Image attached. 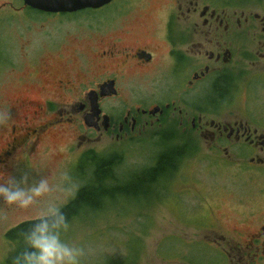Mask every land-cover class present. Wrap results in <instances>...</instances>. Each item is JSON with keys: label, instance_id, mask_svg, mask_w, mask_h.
Masks as SVG:
<instances>
[{"label": "rangeland", "instance_id": "rangeland-1", "mask_svg": "<svg viewBox=\"0 0 264 264\" xmlns=\"http://www.w3.org/2000/svg\"><path fill=\"white\" fill-rule=\"evenodd\" d=\"M133 1L135 0H123L124 6L130 5L126 13H115L113 3L102 11L80 10L50 14L25 7L21 0H0V139L6 137L4 127L7 124L13 122L12 125H16V133L23 125L24 117H27L26 113L17 115L16 111L9 114L14 110L10 103L15 99H57L56 89L50 86L48 78L38 69L34 72L37 81L29 83L28 92L21 88L24 76L33 71L28 58L38 57L42 51L48 50L44 46L56 47V43L61 42L60 45H64L62 47L67 48L70 53H65L60 59L46 56L37 59V67L41 68L46 64L55 74L72 73L74 69L69 57H73L74 50H80V59L76 57L79 59V66L76 68L79 67L81 73L76 78V86H70L71 90L66 91L68 102L74 104L82 95L80 102H87L89 91L106 76L122 73L119 69L122 68L120 61H98L94 57L96 50H105L107 44L117 41L116 39L128 48L131 45H150L154 42L146 36H141L137 42H133L127 33L142 31L147 34L154 29H161L164 12L163 8H160V0H143L144 5L148 3L149 10L141 16H136L139 4L132 3ZM163 4L167 6L165 1ZM230 5H246L254 11L264 10V0L259 3L256 0L232 1ZM189 25L187 23V26ZM111 29L117 30H114V33ZM64 60L69 63L70 68L66 67ZM41 82L48 84V89H41ZM127 86H132V83L127 81V75L124 73L119 83L120 95L131 96L139 93L137 90L130 91ZM250 97L253 98L246 103V96L242 92L237 96L238 102L234 104L236 109H231L236 117L244 115L242 110L246 106L249 113L264 117V88L255 89ZM128 102L123 103L121 99L105 100L101 105L102 111L116 115ZM206 115L209 116V113ZM5 116L7 124L3 119ZM78 122L80 119L72 116V124L53 123L39 134L36 146L32 147L34 137L31 135L17 148L12 160L0 163V172L12 174L17 181L21 174L27 175L30 178L29 186L32 181H38L41 175L51 177L53 191L38 202L37 208L47 199L58 200L61 207L69 202L77 189L88 180L90 165L83 160V156L89 152L97 157H118L120 163L116 171L118 176L125 177L128 170L132 168L131 173L140 170L161 151L160 146L153 142L143 145L136 143L137 141L115 142L109 138L98 140L97 133ZM175 122L178 124L175 119L160 127L155 123L145 131V135L151 137L155 132L165 131ZM183 127L184 125L176 127L180 135ZM73 128L75 134L82 137L81 140L73 141ZM193 135L189 134L188 138L192 139ZM185 140L186 137L178 135L171 143L181 145ZM206 142V139L198 140L195 159L188 160L187 171L185 164L179 163L180 181L184 177L195 178L189 179L190 182H196L194 185L189 183L190 193L179 195L168 189L166 198L162 201L163 205L155 206H139L131 200L124 202L119 199L114 207L103 213L79 216L68 224L69 228L63 239L83 250L81 264L102 261L107 255L119 258L125 253V241L130 242L127 247L134 249L137 246V240L134 238H139L141 242L142 255L138 259L136 254H132L126 264H228L227 259L225 263L222 252L233 258V264H264V245L256 252L254 248L260 244V240L248 244L250 236L260 238L259 227L264 225V197L252 196L258 188L264 187V182L252 183L247 176L236 171V167L230 171L231 167L225 166L221 158H206L205 156L212 152ZM192 143L188 141V146ZM21 155L32 157V161L38 166L35 171L25 169L26 161L18 160ZM184 188L180 184L176 191L180 193ZM225 189L234 190L236 193L229 194ZM121 203L130 206L126 205L121 209ZM35 210L23 212L0 201V264H6L7 257L15 248L14 244L5 239V234L18 224L30 220ZM255 210L257 211L252 214ZM128 235H132L131 239L127 238ZM243 248L248 250L247 255V250L244 253ZM256 253L258 258L254 260L253 255ZM238 254L244 256L241 262L235 259Z\"/></svg>", "mask_w": 264, "mask_h": 264}, {"label": "flooded vegetation", "instance_id": "flooded-vegetation-1", "mask_svg": "<svg viewBox=\"0 0 264 264\" xmlns=\"http://www.w3.org/2000/svg\"><path fill=\"white\" fill-rule=\"evenodd\" d=\"M142 1L132 2L139 4L136 16L149 10L148 3L144 5ZM232 1L243 0H160V8L165 13L161 18V29L147 34L142 31L127 33L133 42L141 36L152 38L154 42L128 48L116 39L107 44L105 50L94 52L98 61H120L122 68L119 69L123 74L106 76L86 94L87 102H80L83 95H78L79 99L74 104H70L66 97V91L71 90L70 86H76V78L81 73L80 68H76L80 50H74L73 57H69L74 69L72 73L55 74L46 64L37 67V59L44 56L60 59L69 51L60 45L61 42L56 43V47L44 46L48 50L42 51L38 57L28 58L33 71L24 76L21 88L28 92L29 83L37 81L34 72L38 69L56 89L57 99L26 97L10 103L14 110L9 114L16 111L17 115L26 113L27 117L16 133V125L6 121V137L0 139V163L12 160L17 148L31 135L34 137L32 147L36 146L39 134L53 123L72 124V116L80 119L78 124L82 123L86 129L97 133L98 140L109 138L115 142H142L150 137L145 135V131L155 123L160 127L176 119L179 127L184 125L185 141L206 139L211 153L220 156L228 166L238 167L236 171L247 176L252 183L264 182V117L249 113L247 106L240 119L231 111L240 92L246 96L247 103L253 98L250 97L252 91L264 88V10H250L246 5L233 7L230 5ZM260 1L256 0L257 3ZM113 3L115 13H126L130 6H124L123 0H113L101 8L82 11H102ZM114 30L117 29L110 31L115 33ZM64 64L70 68L67 61L64 60ZM124 73L127 81L132 83L127 88L139 93L120 95L119 83ZM110 82L112 88L106 89ZM47 86L41 82L40 88L48 89ZM110 99L129 102L114 115L102 111V102ZM71 131L73 141L82 139L75 134L74 128ZM189 134H194V137L188 138ZM252 196L264 197V187L258 188ZM259 229L260 238L250 236L248 240V244L260 240L254 248L256 252L264 245V225ZM246 250L243 248L244 253ZM226 256L228 264H233V258L227 253ZM243 257L238 254L235 259L241 262ZM253 257L254 260L258 258L257 253Z\"/></svg>", "mask_w": 264, "mask_h": 264}, {"label": "trees", "instance_id": "trees-1", "mask_svg": "<svg viewBox=\"0 0 264 264\" xmlns=\"http://www.w3.org/2000/svg\"><path fill=\"white\" fill-rule=\"evenodd\" d=\"M177 125L178 124L175 122L170 125L171 128L165 131L155 132V135L142 142H136L143 143V145L150 144L151 142L156 143L160 146L161 151L149 160V163L140 170L133 173H131L132 168L128 170L125 177L118 176L116 171V167L120 163V161H118L119 159H117L118 157L113 155L97 157L93 156L90 152L87 155H84L83 160L85 162L87 161L90 165L88 169V180L84 185L77 189L69 202L60 208L61 212L65 215L66 222L70 224L79 216L96 215L99 212L103 213V211L105 212L114 207L117 203L116 200L119 199H122L124 202L131 200L139 206L148 204L155 206L157 204L163 205L162 201L165 200L168 189H171V191H174L179 195L190 193L188 185L189 183L194 185L195 180L194 182H190L189 179L195 178L193 176L188 178L184 177V179L180 181L178 177L180 171L179 163L182 162V164H185V170L187 171L189 166L187 162L190 158L195 159L194 153L198 150V146L197 142H193L188 146V141L181 142V145H173L171 142H174L173 138H175V136L179 135L182 138L187 137L185 132L181 131L180 135L178 131H176ZM188 147L190 149H188ZM207 156L205 157L221 158L213 153H210ZM223 164L228 166L225 162H223ZM232 168L234 167H231L230 171H232ZM236 168L238 169V167ZM180 184L185 188L182 191L180 190L179 193L176 189H178ZM225 190L229 194L236 193L234 190ZM244 193L245 192H243V194ZM126 205L130 206L127 203H121L120 208L125 207ZM19 225L20 227L15 226L5 234V239L9 243L14 244L17 249L22 247V245L17 244L18 233L31 227L30 224L25 222L20 223ZM128 237L130 238L132 235H128L127 238ZM134 239H136L138 243L134 249L126 246L127 244H130V242L125 241L123 243L125 246L121 244L125 249L123 256L117 258L107 255L102 258V261L88 264H126L132 254H136L139 259L142 255V246L139 238ZM219 252L221 253V251ZM222 254L225 263L226 259L228 262L226 253L222 252ZM14 256L15 252L12 251L6 259V264H12Z\"/></svg>", "mask_w": 264, "mask_h": 264}, {"label": "clouds", "instance_id": "clouds-1", "mask_svg": "<svg viewBox=\"0 0 264 264\" xmlns=\"http://www.w3.org/2000/svg\"><path fill=\"white\" fill-rule=\"evenodd\" d=\"M3 119L7 121L6 116ZM18 160L26 161L27 171H35L38 167L31 156L21 155ZM29 179L21 174L17 181L12 174L0 172V201L23 212L36 209L34 216L25 222L31 227L18 233L17 244L22 247L13 249L12 264H81L83 250L63 239L69 225L58 200L47 199L37 208L38 202L53 191L51 177L41 175L38 181L31 182V186Z\"/></svg>", "mask_w": 264, "mask_h": 264}, {"label": "water", "instance_id": "water-1", "mask_svg": "<svg viewBox=\"0 0 264 264\" xmlns=\"http://www.w3.org/2000/svg\"><path fill=\"white\" fill-rule=\"evenodd\" d=\"M22 3L43 13H73L84 9H98L112 0H21ZM112 88L111 82L106 85V89ZM114 90L112 91V93ZM92 94V93H91ZM96 105H94V109ZM107 119V117H105Z\"/></svg>", "mask_w": 264, "mask_h": 264}]
</instances>
